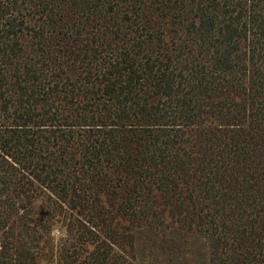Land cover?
Wrapping results in <instances>:
<instances>
[{"label":"trees","instance_id":"1","mask_svg":"<svg viewBox=\"0 0 264 264\" xmlns=\"http://www.w3.org/2000/svg\"><path fill=\"white\" fill-rule=\"evenodd\" d=\"M163 227L264 264V0H0V264Z\"/></svg>","mask_w":264,"mask_h":264},{"label":"rangeland","instance_id":"2","mask_svg":"<svg viewBox=\"0 0 264 264\" xmlns=\"http://www.w3.org/2000/svg\"><path fill=\"white\" fill-rule=\"evenodd\" d=\"M60 233L53 237L59 238ZM134 245V258L120 254L118 264H207L209 250L205 241L191 233L168 228L140 232Z\"/></svg>","mask_w":264,"mask_h":264}]
</instances>
